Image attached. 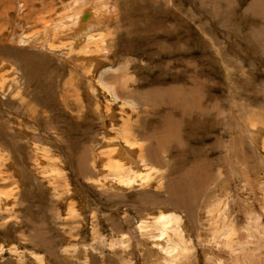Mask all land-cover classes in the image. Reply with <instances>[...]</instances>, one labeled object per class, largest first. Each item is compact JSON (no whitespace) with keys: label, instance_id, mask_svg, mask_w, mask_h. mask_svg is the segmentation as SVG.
Listing matches in <instances>:
<instances>
[{"label":"rangeland","instance_id":"rangeland-1","mask_svg":"<svg viewBox=\"0 0 264 264\" xmlns=\"http://www.w3.org/2000/svg\"><path fill=\"white\" fill-rule=\"evenodd\" d=\"M78 1L0 0V35L24 39L26 22ZM120 1L113 64L97 74L126 67L139 116L100 89L90 98L80 75L93 53L59 44L68 38L56 44L68 59L0 42L11 49L0 60L24 73L0 96V264H264V0ZM171 85L208 98V112L182 120L186 100L161 94ZM128 119L152 163L147 187L117 184L100 159ZM161 212L181 218L180 259L155 244Z\"/></svg>","mask_w":264,"mask_h":264},{"label":"bare ground","instance_id":"bare-ground-1","mask_svg":"<svg viewBox=\"0 0 264 264\" xmlns=\"http://www.w3.org/2000/svg\"><path fill=\"white\" fill-rule=\"evenodd\" d=\"M151 1L152 3L158 4V0H151ZM121 2L122 1L120 0H79L78 1L79 7L76 10L72 9V4H71V6L68 5L61 7L60 9L54 10L53 12L50 11L51 12L50 14H47V16H42L41 18H38V20L34 22L33 21L26 22L25 25H23L22 27L24 28L23 30H26V32L28 33V35H25L24 38L25 40L23 39V36L19 35L17 37H14V40L11 41V39L8 38V35L10 33L9 31V33L5 36V38H3L4 37L3 35H0L1 38L0 42L4 45L7 44V42L9 43V45L11 43L13 45L11 46L12 47L11 49H16L19 48L17 47V45H19L20 42L26 43L27 41H30L32 44L30 47L29 44H23L22 48H28L27 51H32V49H34L36 53L34 52L32 53H34V55L37 54L39 56L41 55L43 56V54L41 53L44 52V50L50 51L56 54H61V56L65 59L67 55L62 54L63 52L59 50V48L57 47L58 45L57 40H59L60 38L61 39L68 38L67 41L59 40V44H61L62 46L70 45L73 46L74 48L76 47L84 48L89 52V54L93 53L92 59L90 58L91 60L89 62L84 61V63L82 64L83 73H81L82 75H80L83 78H87L91 83L93 82L95 86L94 89L88 87L89 91L87 92V94L91 96L90 98H92L94 93L100 89L101 90L100 93L102 92L104 94H107V96L109 95V97H111L113 101L122 102V104H126L127 105L125 109L126 111L127 109L128 110L130 109L131 111L133 110V112L137 113V115L139 116L140 111L138 110V108L140 105L144 108L145 103L142 105L137 100L132 98L131 94L134 85H130L129 83L130 81L125 79V74L123 75V72L126 71V67L124 68L118 67L116 69L107 68L104 69L99 74H97L98 68L103 66L104 62L105 63L107 62L110 65L113 64L112 63L113 61L110 60L109 44L113 39L112 33L115 30L116 22L120 16L119 12L124 14V9H126L124 8V6H121ZM257 2L259 3L260 0H255V4H257ZM262 5L264 4L262 3ZM258 11L264 12V10H261L259 8ZM17 25H18L17 20L12 22L13 27L16 28ZM26 25L27 26L30 25L28 29ZM22 28H18V31H20V29ZM11 49H8L6 46V48H2L0 50L1 52H5L3 55L5 56V59L8 58L6 56L10 57L9 53L11 52L10 51ZM39 50H41L42 52H40ZM73 52H71L70 54L72 55ZM68 58L70 57H67V59ZM14 62L17 65H11V64L9 65L8 63L0 60V96L2 95V90L5 89L6 87L8 88L15 87L16 89H20L22 88L21 84L22 83L24 84V73L22 71L21 64L19 65L20 61L17 62L15 60ZM75 64H76L75 62L72 63L73 66H75ZM76 72L79 71L76 70ZM90 89L92 91H90ZM157 91L158 90L151 91L150 93H148V96L154 95L153 92H157ZM175 92L178 91H176V88L171 85L169 87L162 89L161 94L163 93V96L166 95L170 96L172 101L173 100L180 101V104L179 103L177 104L176 102L173 101L177 105H181V101L183 99L186 100L183 101V105L184 104L186 105H184L185 108H183L185 110V113H183L180 116L182 120L185 121L186 118H190L192 120L199 119L201 115H199L198 113V108L195 109L194 107L196 106L203 107L208 98L206 97L201 98L196 93H194V91L193 92L188 91V93L186 94L182 93L181 91L178 92L177 94H175ZM148 96L147 98H145L144 96V100L146 102L149 100ZM105 99H106V95H105ZM93 100L96 101L95 98H93ZM108 104L109 103H106L105 105L107 111L110 110ZM172 105L173 107L175 106L174 104ZM178 107L180 108V106ZM208 108L209 106L205 104L203 108V112L204 113L208 112ZM97 109L94 110V114H96V116L99 119H102L104 115L101 114L100 111ZM185 114H187L188 116H186ZM136 122L137 121L134 120L132 123H130L128 119V121L123 124V126L116 132V134L113 137L105 140V143L101 146L103 154H100V159H103L105 161L106 169H107L106 171L111 175L113 180H116L115 182L117 184L119 185L121 184L122 186L129 188H133L136 186L147 187L150 175L153 172L152 171L153 167L151 166L152 163L150 162V159H147L146 157V146L141 141L140 139L141 136L139 137V133H137V130L135 129V127H137ZM255 122L250 123L251 125L250 132L251 134H254L253 136L255 135L258 136L261 133L259 132V130H261L260 129L261 126H259ZM254 139L255 138H253L252 140L255 142ZM12 142L14 143V140H12ZM55 163L58 164L57 161ZM66 211L68 212L67 214L69 216H71L70 214H73L75 212L74 209L71 207ZM153 224L152 225L154 226V228H158L157 229L158 236L157 235L155 236L156 237L155 244L158 247L159 251L166 255L165 256L166 259H170L172 261L180 259L178 257L181 254L185 253L186 251L181 246L182 244L180 241V236H181L180 235L181 230L179 231L181 224L180 216L172 212L171 213L161 212L154 219ZM140 225H145V224L140 223ZM144 228H146V225L144 226ZM139 229L142 230L143 228L140 226ZM229 235H230L229 232L226 233L224 238L233 241L234 240L233 236L231 237ZM126 248L129 249V246H127ZM80 253L82 254V256H80L81 258L79 257L80 261H84L85 259L84 256H86V254L88 253H85L83 251ZM81 254H78V256ZM33 257L37 262L43 264L42 262H40V258L38 259L37 255H33ZM183 257L185 258V256ZM86 259L89 258L86 257Z\"/></svg>","mask_w":264,"mask_h":264}]
</instances>
